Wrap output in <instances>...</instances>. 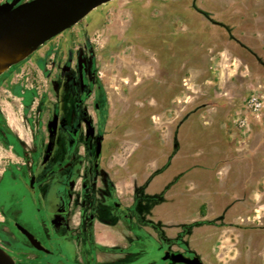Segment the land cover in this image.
Returning <instances> with one entry per match:
<instances>
[{
    "label": "rangeland",
    "instance_id": "374dc122",
    "mask_svg": "<svg viewBox=\"0 0 264 264\" xmlns=\"http://www.w3.org/2000/svg\"><path fill=\"white\" fill-rule=\"evenodd\" d=\"M82 61L95 82L80 80ZM98 140L97 164L115 151L137 181L162 173L159 195L136 208L157 232L191 223L209 196L201 223L212 249L202 242L196 257L264 264V0H112L0 75V249L14 264H51L15 228L21 212L42 243L29 221L67 205L70 221L87 217L73 201L93 184ZM179 239L167 251L193 257ZM152 240L147 264H161Z\"/></svg>",
    "mask_w": 264,
    "mask_h": 264
},
{
    "label": "crops",
    "instance_id": "0c3cea01",
    "mask_svg": "<svg viewBox=\"0 0 264 264\" xmlns=\"http://www.w3.org/2000/svg\"><path fill=\"white\" fill-rule=\"evenodd\" d=\"M158 155L156 153L152 155L153 160L159 161ZM114 156H116L115 151L111 152L109 161L97 164V169L91 172V175L95 174L97 177L93 179L91 186L85 184V188H82V198L84 197L83 199H85L83 200L85 205L81 207L80 203L82 200L79 204L78 201L80 200L73 201V205H76L78 209L74 210L73 208L72 213L76 211L78 217L81 216V209L87 208V216L92 220L90 228L82 227L81 224L79 225V221L75 222V218H73L70 221L71 230L73 231L71 239L64 233V225L61 222L62 217H60V214H62L61 208L57 206L55 211L57 213L52 219L57 245L54 247L53 254H45L51 264H81L83 262V253L85 252V256H88V237L86 234L82 235L81 232L83 231L89 233V237L96 247L94 250V264H147L149 254L144 251L143 244H145V241L150 240V238L151 240H156V250L158 253H164L169 250V241L176 238L191 240L190 244L193 245V252L191 254L193 257L205 252L204 250L202 251V242L207 241V245L204 247L205 250L212 249L211 233L208 234L206 232L210 231L209 229L211 228L208 224L201 223V220L206 215L205 213L204 215L201 214V210L205 205L204 201L210 200L212 203L209 196L199 198L194 202L193 208L196 207V209L192 213L194 217L189 219L191 223L164 224V230L159 233L148 223L149 216L147 215L148 218H146V212H138L136 208L142 205V199L144 200L145 197L156 198L159 195L162 173H157L156 175L146 173L143 181H137L134 179L135 175L127 173L125 170L127 167L123 162L125 158L121 155L120 157H116L115 161H112ZM174 158L173 153L169 159L175 160ZM111 164L112 166L110 167ZM170 165L173 167L175 162H170ZM102 171L105 174H110L111 178L109 176V181L103 176H98V174H102L100 173ZM109 171L111 172L109 173ZM173 173L177 176L175 171ZM175 176L173 177L171 173L167 178L175 179ZM106 189L112 191V194L116 198L113 202L116 205L115 208L122 209V212L118 213L108 205L107 199L109 196L103 193ZM216 191L217 195L215 194V196L219 197L220 191L217 189ZM225 192L227 193L226 188L221 192L223 197L225 196L223 194ZM96 203L99 206L98 209L95 208ZM126 215L129 217H126ZM55 221H60V223H56ZM188 231L190 234H187ZM203 232H206L205 236L202 235ZM179 251V253H185L182 248ZM60 252H63L62 255ZM199 260L201 261L202 259ZM149 261H152V259H149Z\"/></svg>",
    "mask_w": 264,
    "mask_h": 264
},
{
    "label": "water",
    "instance_id": "95a60500",
    "mask_svg": "<svg viewBox=\"0 0 264 264\" xmlns=\"http://www.w3.org/2000/svg\"><path fill=\"white\" fill-rule=\"evenodd\" d=\"M18 1L0 4V37L10 32H33L35 38L31 46L36 49L77 24L96 7L112 0H31L16 5ZM99 152L100 143L96 146L95 158ZM16 227L35 250L46 252L31 233L19 225ZM161 261H167V264H202L197 257L168 251L163 253ZM0 264H14L1 249Z\"/></svg>",
    "mask_w": 264,
    "mask_h": 264
},
{
    "label": "flooded vegetation",
    "instance_id": "af4514ba",
    "mask_svg": "<svg viewBox=\"0 0 264 264\" xmlns=\"http://www.w3.org/2000/svg\"><path fill=\"white\" fill-rule=\"evenodd\" d=\"M13 1L14 0H3L0 4H2L3 2L11 3ZM29 1H31V0H19L16 3V5L20 4V3L29 2ZM18 64H16V65H18ZM79 72H80L79 73L80 74V80L85 81V79H87L86 83L95 82V72L93 70H90V68H88V65L84 61L79 63ZM82 91H83L82 93H84L85 90H82ZM86 91H87L86 93L89 94V90H86ZM94 109L95 110L99 109L98 104H94ZM83 116H86V114L83 113ZM98 143H100V152H99V156L97 158H95V150H96V146H97ZM101 151H102V144H101V141L98 140L95 143V149H94V163H93V167H92L93 171H95L97 169V161H98V159L101 156ZM95 178L96 177L94 176L93 179H95ZM31 181L33 182L34 178L30 179V185H29L30 188H33V184H32ZM82 188H85V184H82ZM70 200H71V196H70V194H67V196L65 197V202H67V204H69ZM80 205H81V207L84 206L85 202L82 200ZM67 206H68L67 209L66 208L65 209L61 208L60 209L61 213H62V214H60L61 215L60 217H62L61 222H63V225H64V233L72 239L73 231L71 230V225H70L71 223H70V217H69V214L71 213V211L68 209L70 207V205H67ZM112 206H113V208L116 207V205H114V203H113ZM39 212H40V210H39ZM56 213L57 212H54V215ZM21 214H22V212H21ZM21 214L19 215L20 221L19 222H14V226L17 229L16 226L19 225V226L23 227L25 230H27L26 226L21 221ZM54 215H52L51 217L47 218L44 221L45 224L37 223V222L33 223L32 221H29L33 225V228L36 230L38 235H40V236L45 238V240H46L45 243L44 242L42 243V241L39 238H37L36 236H34L31 232H29L27 230L29 233L32 234V236L37 241L40 242V244L46 250V252H43V251H38V252L46 254V255L53 254L54 253V247L57 245L55 227L52 224V221H53L52 219H53ZM126 217H129V216L126 215ZM84 218L86 220L85 219L79 220V225L81 224V226L84 227V228H90L91 227V223H92L91 218H88V216L84 217ZM55 222L56 223H60V221H55ZM81 233H82L83 236L86 234L87 237H88V248H87L88 256H85V252L83 251L84 252L83 253L84 254L83 255V262L81 264H94V261H95L94 250L96 249V247L93 245V242H92L91 238L89 237V233H85L84 231L81 232ZM21 235L27 240V238L22 233H21ZM60 253L62 255L63 252H60ZM161 264H167V261H161Z\"/></svg>",
    "mask_w": 264,
    "mask_h": 264
},
{
    "label": "bare ground",
    "instance_id": "6f19581e",
    "mask_svg": "<svg viewBox=\"0 0 264 264\" xmlns=\"http://www.w3.org/2000/svg\"><path fill=\"white\" fill-rule=\"evenodd\" d=\"M34 38L35 34L27 31L10 32L0 37V75L26 60L35 51L31 46ZM7 257L11 260L8 255Z\"/></svg>",
    "mask_w": 264,
    "mask_h": 264
}]
</instances>
